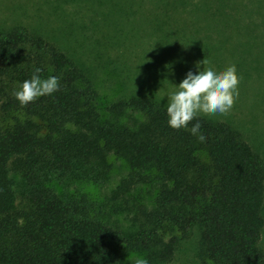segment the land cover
I'll list each match as a JSON object with an SVG mask.
<instances>
[{
  "label": "trees",
  "instance_id": "16d2710c",
  "mask_svg": "<svg viewBox=\"0 0 264 264\" xmlns=\"http://www.w3.org/2000/svg\"><path fill=\"white\" fill-rule=\"evenodd\" d=\"M37 67L60 90L21 107ZM0 104L25 118L0 128V264H168L195 234L202 264H264V157L228 123L174 130L150 96L104 107L87 62L27 27L0 30ZM112 157L127 173L106 193Z\"/></svg>",
  "mask_w": 264,
  "mask_h": 264
},
{
  "label": "rangeland",
  "instance_id": "374dc122",
  "mask_svg": "<svg viewBox=\"0 0 264 264\" xmlns=\"http://www.w3.org/2000/svg\"><path fill=\"white\" fill-rule=\"evenodd\" d=\"M15 27L86 61L104 107L132 95L168 105L174 85L196 74L198 62L207 59L217 72L235 65L239 96L230 112L198 115L228 123L264 157V0H0V30ZM14 117L25 119L0 104V128ZM111 162L106 193L127 173L123 159ZM198 244L195 234L168 264H202Z\"/></svg>",
  "mask_w": 264,
  "mask_h": 264
},
{
  "label": "clouds",
  "instance_id": "9594fccd",
  "mask_svg": "<svg viewBox=\"0 0 264 264\" xmlns=\"http://www.w3.org/2000/svg\"><path fill=\"white\" fill-rule=\"evenodd\" d=\"M196 68V74L189 71L179 86L174 85L175 90L168 94V125L174 130L187 128L201 113L227 115L239 96L240 77L235 65L217 72L210 61L204 59L196 64ZM41 71V68H35L31 78L14 91L13 95L21 107L60 90V78H41ZM201 127V123L196 122L190 132L200 142H204L206 137L200 132ZM135 264H148V260L137 258Z\"/></svg>",
  "mask_w": 264,
  "mask_h": 264
}]
</instances>
